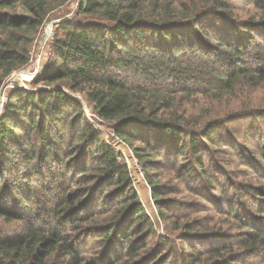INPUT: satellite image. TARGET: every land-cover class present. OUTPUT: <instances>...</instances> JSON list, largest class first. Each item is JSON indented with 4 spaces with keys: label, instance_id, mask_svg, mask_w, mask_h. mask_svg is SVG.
Wrapping results in <instances>:
<instances>
[{
    "label": "trees",
    "instance_id": "obj_1",
    "mask_svg": "<svg viewBox=\"0 0 264 264\" xmlns=\"http://www.w3.org/2000/svg\"><path fill=\"white\" fill-rule=\"evenodd\" d=\"M237 1L252 11L230 0H78L31 91H11L0 113V264H264V105H253L264 92V0ZM65 2L0 0V83ZM183 93L241 108L191 122L171 99ZM76 95L132 149L172 238L154 231L123 156ZM239 120L251 121L250 148L219 184L203 152L237 151L229 124ZM229 156L217 163L235 167ZM163 160L193 179L182 191L191 200H172L150 172Z\"/></svg>",
    "mask_w": 264,
    "mask_h": 264
},
{
    "label": "rangeland",
    "instance_id": "obj_2",
    "mask_svg": "<svg viewBox=\"0 0 264 264\" xmlns=\"http://www.w3.org/2000/svg\"><path fill=\"white\" fill-rule=\"evenodd\" d=\"M234 4H237V7L239 8H247L246 13L252 11L249 7H247L243 2L239 3L237 0H230ZM77 2L78 0H66V2L55 8L52 12H50L47 17L44 20L43 26L41 27V30L36 35L35 40L33 41L31 50H30V56L29 60L22 68H20L17 71L12 72L10 75L5 77L2 82L0 83V113L3 109V106L5 102L8 99V95L11 91L16 89H21L24 91H31L32 87L30 86L33 79L28 78V73L32 70L31 67V59L37 56L40 53V50L43 49L42 53V63H41V70L44 69L45 65L51 61L52 58V43L55 39V37L58 35H61V27L63 24L71 22L75 16L77 11ZM244 5L241 7V5ZM52 30V35L49 38V41L45 43V37L48 32V30ZM190 87H188L189 89ZM193 90L191 88L188 91ZM204 92V89H201ZM186 94H173L171 99H173L176 104V110L178 112L183 111L185 117H190L191 122L197 121V122H203L205 120H208L210 118H218L226 116V114H229L230 112H234L235 110L240 109L239 102H234L228 105V95L222 99V101H219L214 98L213 95L210 97H192L189 99V102H185L186 97L184 96ZM78 100L81 102L82 109L84 112V117L86 118V121L97 131V133L100 135V137L110 146L115 148L124 159L125 164L128 167L130 179L132 181L133 190L136 192L144 210L147 216L150 218L154 231L164 237V238H172L174 236V233L171 232L170 228L166 223H164L158 215L157 208L155 206V203L153 202L152 196H151V190L146 182L144 172L138 165L137 159L135 158V155L132 151V149L125 143L117 139L112 134V124L103 122L97 118L95 115L93 108L87 104L85 101V98L83 95H76ZM232 104H234L236 107H232ZM253 105L260 106L264 105V92L258 93L256 95V101ZM195 122V123H197ZM251 121L249 120H239L236 122H233L229 124V128L232 134H235L233 136V140L237 141L238 144L236 146V150L232 155H226L224 150L218 149V147H214L212 149H207L204 151V156L206 158V161L209 163L210 170L212 171V180L215 179L219 182V184H226V179L224 176L228 175L229 170H241L242 167H240V164L237 163L242 160V153H244L243 149H249L250 146L245 144V141L243 139L244 135V129L247 128L248 125H250ZM256 139V138H254ZM253 139V140H254ZM252 144L251 142H248ZM133 157H132V155ZM210 154V157H209ZM226 155V156H225ZM229 156L230 162L237 163L235 167H224L220 166L219 163H217L218 160H224L226 157ZM212 159L214 161H212ZM217 166H215V165ZM159 169L150 171L155 172L157 176L160 177L162 182L166 184L167 191H168V197H170L172 200L178 201V202H186L188 200H191L190 197H185V193L182 191H185L183 184L186 183L189 186H191L192 180L188 179V175L186 176L185 171L182 170L179 166L172 167L168 161H162L161 165H159ZM176 176H183V178L177 180ZM237 174H234L231 176L233 178L232 180H235L234 178H237ZM183 179V180H182ZM229 183L231 182L230 179ZM249 181V180H247ZM238 183L246 182L244 179H238ZM195 200V199H192ZM181 212H185L184 209ZM177 233H175L176 236Z\"/></svg>",
    "mask_w": 264,
    "mask_h": 264
},
{
    "label": "built area",
    "instance_id": "obj_3",
    "mask_svg": "<svg viewBox=\"0 0 264 264\" xmlns=\"http://www.w3.org/2000/svg\"><path fill=\"white\" fill-rule=\"evenodd\" d=\"M52 30H48L47 34H46V37H45V43H47L49 41V38L50 36L52 35ZM43 49L40 50V53L35 56L34 58L31 59L30 63H31V67H32V70L30 72H27L28 73V78H31V79H34L39 73H40V69H41V61H42V51ZM132 155V153H131ZM133 157V155H132ZM126 162V160H125ZM127 164V163H126Z\"/></svg>",
    "mask_w": 264,
    "mask_h": 264
}]
</instances>
